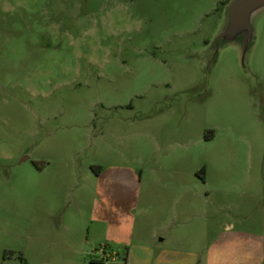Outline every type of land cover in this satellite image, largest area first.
<instances>
[{
    "label": "rangeland",
    "instance_id": "1",
    "mask_svg": "<svg viewBox=\"0 0 264 264\" xmlns=\"http://www.w3.org/2000/svg\"><path fill=\"white\" fill-rule=\"evenodd\" d=\"M228 1L0 0V264H154L175 174L195 264L264 248V10L211 60Z\"/></svg>",
    "mask_w": 264,
    "mask_h": 264
},
{
    "label": "crops",
    "instance_id": "2",
    "mask_svg": "<svg viewBox=\"0 0 264 264\" xmlns=\"http://www.w3.org/2000/svg\"><path fill=\"white\" fill-rule=\"evenodd\" d=\"M173 173L177 170L172 169ZM98 176V175H97ZM153 188L151 192H146L147 199L143 202L147 213V226L152 231V241L149 246H142L139 250L141 255L159 257L154 264H195L194 258L197 257L198 252L186 251L184 248L185 241V191L184 186L179 181L178 174L173 175L172 183L161 186L160 190ZM102 197V195H101ZM133 207L138 204V199H134ZM205 221L210 223V218L205 214L203 215ZM101 222H106L102 219ZM243 245L241 248L222 249L219 247V242L213 248L205 247L203 252L205 257L202 262L198 264H216L215 259L218 256H238L234 259L222 261L227 264H264V248L254 249L249 248L248 238L253 237L248 232L241 231L239 234ZM202 239L209 237L207 231L202 233ZM233 238H230L232 240ZM192 258H191V256ZM221 262V261H219ZM125 264H149L139 260H132L128 258Z\"/></svg>",
    "mask_w": 264,
    "mask_h": 264
},
{
    "label": "water",
    "instance_id": "3",
    "mask_svg": "<svg viewBox=\"0 0 264 264\" xmlns=\"http://www.w3.org/2000/svg\"><path fill=\"white\" fill-rule=\"evenodd\" d=\"M264 10V0H229L224 7L223 25L210 48L212 60L219 48L236 43L241 48V63L254 40L253 19Z\"/></svg>",
    "mask_w": 264,
    "mask_h": 264
},
{
    "label": "trees",
    "instance_id": "4",
    "mask_svg": "<svg viewBox=\"0 0 264 264\" xmlns=\"http://www.w3.org/2000/svg\"><path fill=\"white\" fill-rule=\"evenodd\" d=\"M223 5H226V3H223Z\"/></svg>",
    "mask_w": 264,
    "mask_h": 264
}]
</instances>
